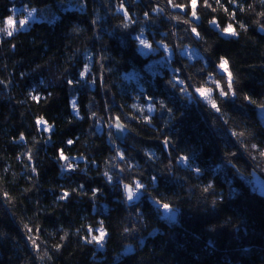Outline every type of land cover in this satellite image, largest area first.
<instances>
[{"label":"trees","instance_id":"obj_1","mask_svg":"<svg viewBox=\"0 0 264 264\" xmlns=\"http://www.w3.org/2000/svg\"><path fill=\"white\" fill-rule=\"evenodd\" d=\"M33 9L0 32V264H264V0H0V28Z\"/></svg>","mask_w":264,"mask_h":264},{"label":"snow or ice","instance_id":"obj_2","mask_svg":"<svg viewBox=\"0 0 264 264\" xmlns=\"http://www.w3.org/2000/svg\"><path fill=\"white\" fill-rule=\"evenodd\" d=\"M196 3H197V0H191V6H192V15L195 17L196 16V11H195V8H196ZM35 12V9L31 10V11H28L27 13V16L30 18V17H33V14ZM19 28H17V21L11 17H9L7 19V21L5 22V27L4 28H0V32H6V34L8 36H11L13 35V32L14 31H18L19 29H23L24 26L28 23V19L25 18V19H22L20 20L19 22ZM213 23H215V21H213ZM241 27H243V25H241ZM195 28H193V32H195ZM223 32H226L230 35H237V33L235 32V30L232 28L231 25H229L227 28L223 29L222 30ZM197 35H199V33H197ZM140 43L142 45H144L145 47H148V48H151V45L148 44L145 40H141ZM221 69H223L226 73H227V87L229 89L228 92H225L222 88H220V85L219 83L217 82L216 83V87L218 89H220V95L221 96H227L229 94H233L231 92V89H232V73L228 71V61L227 60H223L222 63L220 64L219 66ZM179 84L183 85L184 84V81H178ZM183 91H187L186 88L182 89ZM196 92L200 95V97L204 98V100L211 105V107L215 108L216 111H220V108L217 106L215 100L212 98V90L210 88H197L196 89ZM34 99H38V97H33ZM73 107L75 109V101H73ZM151 107L149 108V111H151ZM78 114V113H77ZM38 123H44L46 124L45 121H38ZM23 139V137H21ZM69 143H71V141H69ZM167 144V141L165 142ZM62 158L64 159H67L66 157H63V154H62ZM183 160H187V157H183L182 158ZM197 171H199L197 169ZM125 190H126V194H127V198L129 200H132L134 198V196H136V193L139 191V189L141 187H143L141 184H139L137 182L136 184V188H135V191L133 190L132 186L130 185H125ZM67 197V193H65L64 197L62 198H66ZM163 207L165 209H169V205L167 204H164ZM104 235L105 233L101 230L100 232V236L99 237H96V236H93V240H95L97 243L101 242L104 238Z\"/></svg>","mask_w":264,"mask_h":264},{"label":"rangeland","instance_id":"obj_3","mask_svg":"<svg viewBox=\"0 0 264 264\" xmlns=\"http://www.w3.org/2000/svg\"><path fill=\"white\" fill-rule=\"evenodd\" d=\"M25 18L28 19V23L24 26L23 30L27 29V28H28V25H29L30 23L35 22V21H40V19H38V18L36 17L35 12H34V14H33V17H30V18H29V17L27 16V14H26V17H24V18H22V19H25ZM22 19H21V20H22ZM41 20H42V19H41ZM17 28H19V23L17 24ZM218 29H220V28H218ZM14 32H15V31H14ZM224 35L227 36V33L224 32ZM141 40H145L148 44H150V42L148 41L147 37L144 36V35H140V36L138 37V42H139V45H140V50H141V52H142L143 54H145V55L155 54V53L158 51V49L154 48L151 44H150V45H151V48L145 47L144 45H142V44L140 43ZM161 49H163L164 52H166V54H167L168 56L171 55L170 50L167 49L166 47L161 46ZM220 70H221L222 72H225V71H224L223 69H221V68H220ZM199 96H200V95H199ZM40 126H41L42 128H44V124L41 123ZM115 128H117V126H115ZM115 130H116V129H115ZM181 163H182L183 165H186V162H185V161H181ZM249 182H250V184H252V186H254V187H255V188H256L261 194L264 195V180H263L262 178H260L257 174H254V175H253V178H252L251 180H249ZM169 216L171 217V214H169ZM130 251H132V249H128V252H130Z\"/></svg>","mask_w":264,"mask_h":264},{"label":"water","instance_id":"obj_4","mask_svg":"<svg viewBox=\"0 0 264 264\" xmlns=\"http://www.w3.org/2000/svg\"><path fill=\"white\" fill-rule=\"evenodd\" d=\"M127 133H128V131H127L126 127L123 124H121L120 122H118L116 132H115L117 140L122 142L125 139ZM170 219H171L172 224L176 223L177 213L175 211L171 213Z\"/></svg>","mask_w":264,"mask_h":264}]
</instances>
